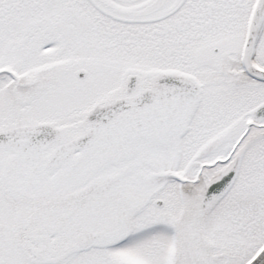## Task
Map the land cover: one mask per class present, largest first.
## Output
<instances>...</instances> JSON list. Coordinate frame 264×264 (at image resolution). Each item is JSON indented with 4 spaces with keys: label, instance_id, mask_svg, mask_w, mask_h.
Returning a JSON list of instances; mask_svg holds the SVG:
<instances>
[{
    "label": "snow or ice",
    "instance_id": "6c2138e0",
    "mask_svg": "<svg viewBox=\"0 0 264 264\" xmlns=\"http://www.w3.org/2000/svg\"><path fill=\"white\" fill-rule=\"evenodd\" d=\"M0 264H264V0H0Z\"/></svg>",
    "mask_w": 264,
    "mask_h": 264
}]
</instances>
